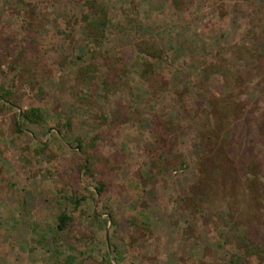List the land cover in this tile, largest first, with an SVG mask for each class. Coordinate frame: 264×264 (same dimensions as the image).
<instances>
[{
  "label": "rangeland",
  "instance_id": "374dc122",
  "mask_svg": "<svg viewBox=\"0 0 264 264\" xmlns=\"http://www.w3.org/2000/svg\"><path fill=\"white\" fill-rule=\"evenodd\" d=\"M251 8L264 0H0V264H264V180L197 196L212 171L189 160L203 143L178 100L200 103L210 63L220 95L233 90L218 66L247 76L235 140L263 172Z\"/></svg>",
  "mask_w": 264,
  "mask_h": 264
},
{
  "label": "trees",
  "instance_id": "16d2710c",
  "mask_svg": "<svg viewBox=\"0 0 264 264\" xmlns=\"http://www.w3.org/2000/svg\"><path fill=\"white\" fill-rule=\"evenodd\" d=\"M251 11L260 22V31H263L264 8H251ZM103 14L104 13L101 15ZM103 20L106 19H102L100 22L99 18L96 19L93 17L90 24L97 30V32H101L105 29V23ZM210 65L211 63L201 81L197 84L193 83L192 85L193 87L198 88V91L197 95H195L196 97L193 96L190 102H193V100L197 98V102H200L198 105L191 103V105L186 108L182 103L185 98L182 94H178V100L181 101L182 108L186 110L185 116L187 115V117H182V119L186 120L189 124L190 132L196 140H201V143H203V145L200 146V151H193L189 160L191 159V161H193L194 157H203V160L201 161L202 163L200 164L202 167L200 168V166H198L199 171L201 174L205 169H210L212 171L206 179L197 177L193 180V185H196L195 187L197 188L196 195L203 198H205L206 195L210 198L211 195L213 196V194H210L209 192H207V194L203 192L208 186L211 187L214 185L224 187L226 186L225 183L229 182L233 183V187L236 189L239 184H242L241 186L243 188L247 187L250 190L256 185V183H262L264 180V170L262 172V168H259V170L256 168L257 157L251 155L250 152L249 154L246 153V149L250 150L251 145L247 144L244 149L243 142L238 139L235 140L238 136V134H236L237 131L243 133V125L247 124L242 118V116H245V110L247 108L244 106L245 104L237 98L238 91H240L242 89L241 87L245 85L244 82L247 80V76L245 75L246 78L241 79L240 75L233 67L228 69L225 66H218L219 70L221 69L226 74L228 70L230 71L227 75L228 82L230 83L229 87H232V90L235 92L234 94L232 91L231 95H220L217 92L212 91L210 86H207V84H210V74L213 69L211 67H213L214 64ZM151 72V70L145 68L140 76L141 78H146ZM224 73L222 76L224 78L225 86H228L225 77L226 75ZM248 79H250L249 74ZM199 84L200 86H198ZM246 111L248 112V110ZM246 119L249 121V115L246 116ZM251 119L255 121L254 118ZM257 128L259 136L264 141V124L261 123ZM242 138L245 140L248 139L245 133ZM227 147L235 150V156L237 158L229 160V164H224V162H221V159L228 158V155L230 154V149L228 150ZM97 190L100 191L101 187H98ZM220 195L225 199L227 198L224 192ZM58 220V228L62 229L68 220V217L64 214H60Z\"/></svg>",
  "mask_w": 264,
  "mask_h": 264
}]
</instances>
